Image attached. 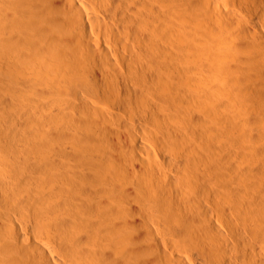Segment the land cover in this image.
<instances>
[{"label":"bare ground","instance_id":"bare-ground-1","mask_svg":"<svg viewBox=\"0 0 264 264\" xmlns=\"http://www.w3.org/2000/svg\"><path fill=\"white\" fill-rule=\"evenodd\" d=\"M2 104L0 264H264V0H0Z\"/></svg>","mask_w":264,"mask_h":264},{"label":"rangeland","instance_id":"rangeland-1","mask_svg":"<svg viewBox=\"0 0 264 264\" xmlns=\"http://www.w3.org/2000/svg\"><path fill=\"white\" fill-rule=\"evenodd\" d=\"M3 105V106H2ZM1 106H0V109H1V107L3 108L4 106H5V108L4 109H2L3 110V112H11L10 110H11V108H10V110H8L9 108H8V106H6L5 104H2ZM6 109V111H4ZM13 113V112H12ZM16 114H13L12 115V121H15V125H17L16 123V119H17V116H15ZM15 117V118H14ZM13 118L15 119V120H13ZM13 124V122L11 123V125H14ZM142 124H143V126H145L146 125V122H144V120L142 121ZM5 126V127H4ZM3 127L2 126H0V141H2L3 142V145L5 144V143H9L10 141H13V138L15 139L14 141H16L17 143H15L16 145H14V146H17V148H23V150H27V154L25 153V156L27 155H29V157H31L30 158V160L32 161V162H36L37 160H39V159H36V158H46L45 156L46 155H51V154H53V149H52V146H51V142H49V141H51L50 140V137H48V143H46V145L44 144V143H41V138H40V134L42 133V131H40V133H39V131L37 132V131H24V133H23V131L21 132V131H12V130H10L8 127H6V125H4ZM8 129V130H7ZM10 130V131H9ZM89 131H91V132H93V133H97V135H100V136H102L101 134H100V132L101 131H99L98 129H96V128H92L91 130H89ZM140 131H145L146 132V134H147V136H146V138L148 139V140H151V138L153 137L152 135H153V132L152 131H155V129L153 128V126H151V125H146L145 127H143V129H141ZM34 132V133H33ZM19 133H21V135L19 134ZM44 133H46V131H44ZM152 133V134H151ZM24 134V135H23ZM38 134V135H37ZM48 134V133H47ZM46 134V135H47ZM149 134H151V135H149ZM17 135V136H16ZM42 135H43V133H42ZM41 135V136H42ZM20 136H22V137H20ZM152 136V137H151ZM2 137H3V139H2ZM4 137H6V138H9V139H6V138H4ZM12 138V139H11ZM27 138V139H26ZM2 139V140H1ZM17 139V140H16ZM19 139V140H18ZM20 139H21V142H20ZM19 141V142H18ZM23 142V144H22V146L25 144L26 146H23V147H21V143ZM1 143V142H0ZM20 145H19V144ZM30 143V146L28 145ZM44 146V148L43 147H41V146ZM28 146H29V148H28ZM24 147H26L25 149H24ZM32 147V148H31ZM44 150H39V149H41V148ZM13 148H15V147H13ZM37 148H38V150H37ZM47 150H46V149ZM28 149H30V151L28 150ZM48 150H50V151H48ZM39 151V152H38ZM41 151V152H40ZM46 151V155H45V152ZM32 152V153H31ZM33 152H34V154H33ZM36 152V153H35ZM39 154H38V153ZM50 152V153H49ZM49 153V154H48ZM32 154V155H31ZM36 154V155H35ZM43 154H44V157H42L43 156ZM41 155V156H40ZM35 160H34V159ZM4 166H0V173H5V167L3 168ZM28 168V169H27ZM7 169V168H6ZM7 171V173H8V170H6ZM25 172H26V174L27 175H34V176H36V174L37 173H35L34 172V170L31 168V171H30V167L29 166H26V170H25ZM133 181V180H132ZM7 194L9 195V196H15V192L13 191V190H8L7 191ZM38 196H40L39 198H43L44 196H45V192L42 190V189H38Z\"/></svg>","mask_w":264,"mask_h":264}]
</instances>
